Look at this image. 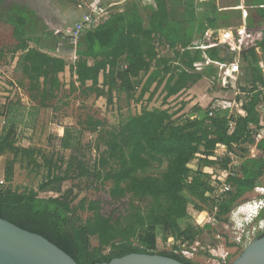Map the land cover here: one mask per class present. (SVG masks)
<instances>
[{
  "label": "trees",
  "instance_id": "16d2710c",
  "mask_svg": "<svg viewBox=\"0 0 264 264\" xmlns=\"http://www.w3.org/2000/svg\"><path fill=\"white\" fill-rule=\"evenodd\" d=\"M199 5L195 0H153L152 4L141 6L139 0H132L120 11H110L100 24L76 38L53 34L44 27L39 30V19L32 11L11 5L4 16L0 14V57L4 53L18 54L14 77L27 81V91L36 94L40 108H47L56 98L62 85L58 75L67 66L82 95L105 98L111 104L113 94L133 99L140 84L138 99H142L153 85L162 83L174 65L178 74L165 84L166 98H170L197 84L203 79V72L216 68L213 63L206 65L205 58L219 64H231L236 58L227 47L229 52L220 46L198 48L204 42L196 41V35L201 39L209 31L205 38L218 43L222 32L217 29L218 20L223 21L224 28L228 27V16L217 14L211 3L205 4L197 16ZM245 6L253 8L245 18V27L258 28L264 22V0H248ZM29 42L36 47L30 48ZM161 45L173 56L161 57L157 50ZM71 55L75 57L73 61L64 59ZM262 65L264 41L240 53L242 82L237 85L235 102L240 104L243 115L227 116L198 105L178 117L164 109L142 110L128 115L116 130L105 132V150L95 177L101 186L110 185L107 193L113 202H122L129 196L139 202L129 200L125 209H115L108 215L102 213L100 201L83 199L74 207L70 205L66 199L72 190L62 193L63 183L87 175L81 157L75 154L80 152L78 143L62 173L42 156L48 167L38 192L56 197L40 198L38 192L25 194L9 185L0 186V218L44 237L78 264L108 263L132 253L156 254L193 264L173 252L181 244L196 242L197 229L191 224L182 229L180 224L187 217L189 205L197 212L208 210L212 214V208L203 205L214 187L210 175L190 168V164L199 159L201 166L227 173L228 188L217 200L211 199L214 219L222 223L227 222L225 217L239 200L264 179V160H243L248 149L242 147L254 144L252 128L258 133L264 128L257 110L264 103ZM141 77L145 78L143 83ZM15 124L18 123L14 119L5 118L0 157L8 151L15 156L21 152L37 166L33 151L14 146ZM83 124L88 132L103 125L90 116ZM218 146L227 153L217 156ZM258 146L264 152V138ZM234 148L242 155H236ZM228 154L235 155L239 167L234 168ZM12 168L13 163H9L5 170L8 184ZM151 169L154 173L150 174ZM78 212L91 216L82 220ZM259 219H264V210ZM159 236L172 238L171 251H156ZM93 238L96 246H91Z\"/></svg>",
  "mask_w": 264,
  "mask_h": 264
},
{
  "label": "rangeland",
  "instance_id": "374dc122",
  "mask_svg": "<svg viewBox=\"0 0 264 264\" xmlns=\"http://www.w3.org/2000/svg\"><path fill=\"white\" fill-rule=\"evenodd\" d=\"M34 1H36V5L47 12H54L57 8L62 10L61 5L63 2L61 0H58L57 3H55V0ZM27 2L28 4L30 3V1ZM147 2L151 1L145 0V3H142L139 0L141 6H145ZM18 4H25V0H0L1 16L5 15L6 9L11 5ZM90 7H95V4L90 5ZM90 7H87L84 13L83 11L77 14L73 13L66 26L57 23L56 28H51L52 26L49 25L51 28H49L51 30L49 32L66 36L68 29L72 30L76 21L83 14L90 12ZM116 7L118 6L108 7L101 4L98 6L104 12L103 17H106L110 11L117 10ZM199 15L198 13L197 16ZM143 17L145 19V13H143ZM197 36L196 41H202V43L212 42L204 41V37L199 39V35ZM157 50L161 57L170 58L173 56L172 51L162 45L158 46ZM235 54L236 58L233 63L238 64L236 61L240 59V53L237 54L235 52ZM17 55L4 53L0 57V135H2L5 118L14 119L18 123L15 124L14 146L33 151L37 166L31 164L30 160L21 152L17 153L16 156L12 151L6 152L0 157V181L3 182L0 186L7 187L9 185L12 190L19 193L38 192V187L46 180L48 165L45 164L44 159L51 160L56 170L62 173L73 152L72 149H75L79 143L80 152L75 154L81 157L87 175L63 183L62 193H65L69 189L72 190L71 195L67 197L66 201H69L73 207L78 205L79 201L83 199L100 201L101 211L104 215H108L115 209L123 210L126 208L129 200H135L136 202H139V200L129 196L122 202H113L107 193L110 185L107 183L101 186V181L95 177L96 171L100 169V157L105 150L104 134L106 131L116 130L128 115L139 114L142 110L164 109L173 117L188 114L193 107L190 103L194 100L190 98L192 96L188 91L194 86H196L195 91L200 94L198 96V101H200L198 104H202L204 106L203 109L208 108L220 114H227V116L243 115L240 104L235 102L238 95L237 85L242 82V75L240 72L228 74L225 68L217 66H214L216 68H213L211 72H203V79L194 86L180 92L176 96L166 98L165 84L170 78H175V75L178 74V68L171 65L169 73L164 77L162 83L153 85L142 99H138L141 89L140 84L135 90L133 99L127 100L125 95L113 94L111 104H108L105 98H96L94 95L87 97L82 95L80 89H77V84L73 82L74 80L70 79L66 74V76H62L61 78L63 82L56 98L47 104V108H40L36 94H30L27 91V81L20 82L14 77V62L17 59ZM67 57H69L66 58L67 61L74 60L71 56ZM262 68L264 74L263 65ZM144 81L145 78L141 77L140 83ZM194 98L196 99L197 95ZM9 110L10 114L8 113ZM257 110L260 114V124L264 127V103ZM87 116L101 121L103 123L102 127L95 132L84 131L85 126L83 123L86 121ZM252 130L254 144L242 146L248 149V152L243 154V160H264V152L258 146L264 138V128L261 133L254 131V128ZM215 153L217 156H222L227 152L223 146H218ZM234 153L239 156L242 155L238 148H234ZM228 155L233 159L232 165L234 168H236V165L239 167L240 162L235 158V155ZM9 163H13V168L12 180L8 184L5 182L4 177ZM202 164L199 159H196L190 164V168L194 170L198 168L210 175L211 185L214 189L211 194L206 195L207 200L203 207L206 209L211 207L213 212L212 214L207 212L208 210L197 212L192 205H189L187 217L181 222L180 226L183 229L186 224H191L196 228L198 232L196 241L205 249V252L202 250L200 252V249L197 248V252L191 258L193 264H222V259L226 254H228L226 263L232 264L243 249L255 239L254 235L258 233L259 229H257L258 223H255L242 234L245 229L241 227L243 225L241 223L245 219L246 213L250 212L248 207H243L247 208L243 211L244 213L238 212V218L235 220L236 223H233L229 215L239 205L259 198L260 194L254 190L246 193L239 200V204L225 217L227 222L216 221L214 219L215 210L212 204L214 202L211 199L217 200L222 191L228 188L225 182L227 173L220 172L216 167L201 166ZM73 171L77 174V171L74 169ZM151 173H154L153 169L150 170ZM261 185L264 187V179L261 180ZM95 187L99 188V190L96 191ZM37 195L40 198L56 197L55 194L42 192H38ZM78 214L82 220H86L91 216L87 212H78ZM90 242L91 246L97 245L94 238ZM134 244L138 245L139 243L135 240ZM172 245V238L159 236L156 241V251H171ZM233 246L238 247L239 251L234 252ZM179 249H182V245L179 246Z\"/></svg>",
  "mask_w": 264,
  "mask_h": 264
},
{
  "label": "water",
  "instance_id": "95a60500",
  "mask_svg": "<svg viewBox=\"0 0 264 264\" xmlns=\"http://www.w3.org/2000/svg\"><path fill=\"white\" fill-rule=\"evenodd\" d=\"M226 52L229 50L220 45ZM0 264H78L44 237L0 218ZM97 264H184L150 254H128ZM232 264H264V233L251 241Z\"/></svg>",
  "mask_w": 264,
  "mask_h": 264
},
{
  "label": "crops",
  "instance_id": "0c3cea01",
  "mask_svg": "<svg viewBox=\"0 0 264 264\" xmlns=\"http://www.w3.org/2000/svg\"><path fill=\"white\" fill-rule=\"evenodd\" d=\"M27 1H30V3L28 4ZM57 3L58 0H55ZM63 3L61 5V8H57L55 9L54 12L50 11L47 12L45 9L40 8L38 5H36V1L34 0H25V4H18L21 7L27 8L28 10L32 11L36 17L39 19V26L38 29L40 30L42 27L46 28V31H51V28H56L57 27V23L58 24H63V25H67V23L69 22V19H71V15L77 14L81 11H83V13L85 12V9L87 7H90V5L95 4V6H99L100 4L103 6H108V7H113V6H118L116 7L117 10H121L123 8V4H125L126 2L130 1V0H61ZM142 3H145V0H141ZM151 2H147V4H152L153 0H150ZM248 0H205L203 2H199L198 0H195V3L200 4L198 8H196V12L197 14L201 13L203 11V9L205 8L204 5L207 3H211L215 8H216V13L219 14L220 16L222 15H227L228 19L226 20V24L228 25V27H223V21L222 20H218L217 22V29L224 32V31H230V30H235L238 28H245V18L248 17V14H251L252 11V7H247L245 6V3ZM251 1V0H249ZM33 2V3H32ZM207 2V3H206ZM123 5V6H122ZM202 5V6H201ZM59 6V4H58ZM91 8V7H90ZM211 13V11H210ZM84 15V14H83ZM82 17V16H81ZM81 17L77 20L79 21L81 19ZM106 17H104L102 20H104ZM60 21H57V20ZM76 21V22H77ZM264 23V22H263ZM262 23V25H263ZM51 25L52 27L50 28ZM203 26L206 27L207 26V22L204 20L203 21ZM261 26V25H260ZM259 26V27H260ZM50 28V29H49ZM257 29V28H255ZM69 30V29H68ZM247 30H254V29H247ZM209 33V31L205 34V36H207V34ZM203 36V37H205ZM204 39V38H203ZM29 47L30 48H34V42H29ZM36 47V46H35ZM51 55H53L51 53ZM18 57V55H17ZM73 57V59L75 58L74 55H71V58ZM66 58L69 57H64V59L66 60ZM71 60V59H70ZM17 61V59H16ZM16 61L14 62V68H15V64ZM67 61V60H66ZM91 64V62L89 63ZM67 76L74 80L73 82L75 83V77L71 75V72L68 68V66L65 68L64 72L58 75V78L62 84L63 80L61 79L62 76ZM101 82V79H100ZM89 85V83L87 84ZM196 86L192 87L189 89V94H191L194 100L191 101L190 104H192V106H195L196 104H198L199 98L198 96L200 94H198L195 90ZM197 95V98L195 99L194 96ZM198 106H200L201 108H204V106L202 104H198ZM243 113V112H242Z\"/></svg>",
  "mask_w": 264,
  "mask_h": 264
},
{
  "label": "built area",
  "instance_id": "2783aa9c",
  "mask_svg": "<svg viewBox=\"0 0 264 264\" xmlns=\"http://www.w3.org/2000/svg\"><path fill=\"white\" fill-rule=\"evenodd\" d=\"M199 2H203L205 0H198ZM104 16V12L98 8V6L91 7L90 12L85 13L82 15L81 19L77 21L74 25V28L71 30L67 31V35L69 37L76 38L79 34H81L83 31L91 29L95 27L96 25L100 24L103 20L101 19ZM104 18V17H103ZM206 37V36H205ZM204 37V41H210ZM259 41H264V24L258 27L257 29L254 30H247L245 28H238L235 30H230V31H224L220 33V39L218 43L214 42H204V45H200L198 48L204 50L207 48L215 47V46H220L223 45L227 47L229 50L236 52L237 54L248 50L250 48H253L256 46V43ZM206 65L213 63L214 66L217 67H222L225 68L226 72L228 74L232 73H239L240 68H239V61L237 63H231V64H219L216 62H210L207 58H205ZM211 115V113H209ZM3 182L0 181V184ZM255 192L260 194L259 198H256L252 201H249L243 205H239L234 211L231 212V219L233 220V223H236V219L238 218V212H243L247 208L243 207H248L249 209H259L264 206V187L260 185L259 187L254 189ZM257 229L263 230L264 229V219H260L258 222ZM182 249H177L174 250V254L179 255L187 260L191 261L192 256L194 255L195 252H197V248L200 249V252L204 251L205 249L200 246V244L196 241L193 244L189 245L188 243L181 244ZM234 252H238L239 248L236 246H233ZM202 250V251H201ZM228 254L223 257L222 259V264H227Z\"/></svg>",
  "mask_w": 264,
  "mask_h": 264
},
{
  "label": "clouds",
  "instance_id": "9594fccd",
  "mask_svg": "<svg viewBox=\"0 0 264 264\" xmlns=\"http://www.w3.org/2000/svg\"><path fill=\"white\" fill-rule=\"evenodd\" d=\"M250 212L248 211L246 213V215L244 216L245 219L242 220V223L243 224L241 227H243L245 229V231L243 230L242 234H244L249 227H252L255 223H258L259 222V216L261 214V212L264 210V206L262 208H259V209H249Z\"/></svg>",
  "mask_w": 264,
  "mask_h": 264
},
{
  "label": "flooded vegetation",
  "instance_id": "af4514ba",
  "mask_svg": "<svg viewBox=\"0 0 264 264\" xmlns=\"http://www.w3.org/2000/svg\"><path fill=\"white\" fill-rule=\"evenodd\" d=\"M264 233V229L263 230H260L258 231V233H256V235H254V238H258L259 236H261L262 234Z\"/></svg>",
  "mask_w": 264,
  "mask_h": 264
},
{
  "label": "bare ground",
  "instance_id": "6f19581e",
  "mask_svg": "<svg viewBox=\"0 0 264 264\" xmlns=\"http://www.w3.org/2000/svg\"><path fill=\"white\" fill-rule=\"evenodd\" d=\"M244 213V212H243Z\"/></svg>",
  "mask_w": 264,
  "mask_h": 264
}]
</instances>
